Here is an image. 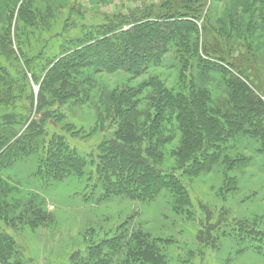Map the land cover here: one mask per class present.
Segmentation results:
<instances>
[{
    "label": "rangeland",
    "instance_id": "1",
    "mask_svg": "<svg viewBox=\"0 0 264 264\" xmlns=\"http://www.w3.org/2000/svg\"><path fill=\"white\" fill-rule=\"evenodd\" d=\"M144 12L198 31L171 36L137 76L64 64L87 39L83 31L140 21ZM253 25L264 28V0H0V129H43L23 153L0 150V264H121L103 243L120 237L144 240L156 264H264V141L255 130L227 134L233 106L264 112V32ZM67 40L75 41L65 48ZM58 59L64 73L49 87L58 75L44 76ZM125 93L137 115L122 137ZM164 96L176 106L152 129L146 121L133 130ZM181 102L194 111L185 119ZM250 115L264 126V113ZM189 125L199 150L219 153L214 163L197 159L190 177L180 171L189 163L181 155ZM217 133L227 136L211 141ZM60 137L82 159L78 171L56 155ZM110 152L115 160L146 157L162 177L179 174L183 191L160 186L148 197L136 184L120 192L119 176L107 180L101 169H110ZM139 262L147 258L129 264Z\"/></svg>",
    "mask_w": 264,
    "mask_h": 264
},
{
    "label": "trees",
    "instance_id": "2",
    "mask_svg": "<svg viewBox=\"0 0 264 264\" xmlns=\"http://www.w3.org/2000/svg\"><path fill=\"white\" fill-rule=\"evenodd\" d=\"M144 16L145 17L140 19V21L134 20L132 23L124 21L118 26L117 23L110 22L109 24L83 31L80 36L84 35L87 39L81 43L80 49L74 51L71 56L66 55L61 57L64 64L69 65L72 68H94L99 71L107 70L109 72L123 69L129 74L137 76L140 73H144L150 65H155L157 61H159L161 56L165 53V46L169 42V38H171V36H177L187 31H191L193 33L198 31L193 24L188 22L182 23L183 21H178L171 23V21L167 22L166 19H159V17L155 19L149 18L150 13L146 12H144ZM124 26L127 28L123 29ZM250 30L251 32L257 30H261L262 33L264 32V28L262 29V27H258L256 25H253ZM243 39L246 40V37ZM74 41L75 40H67L65 48L71 46ZM76 42H79V40ZM199 61L203 64L207 63L211 67H216L215 65H220L223 62L222 60H218L219 63H217V61L211 62L206 58H201ZM63 73V63L58 59L54 66L50 68L44 76L45 78H51L58 75L48 81V86L51 87L54 82H58ZM237 76H239V74H237ZM44 83L45 81L42 82L41 88ZM125 95L128 97L124 106L125 110L121 121V128L118 131V134L122 137H127V131H129V128L132 127L129 117L131 115H137V111L134 109V104L136 102L130 101L128 93H125ZM37 102L39 103V107H42L45 104V100L42 98V95L38 96ZM120 102L121 100L116 103ZM160 102L164 103V105L159 107L153 118L150 120L148 114H144L143 116L141 115L144 118L143 124L134 127L133 130L137 131L142 129L143 126H145L146 121L149 122L150 129H152L157 126L160 121H162V113L167 112V108L172 110L173 107L176 106L172 101H168L165 96L160 97ZM251 106H233L231 108L230 112H232L233 115L230 116L227 134L233 131L236 132L235 134H251L253 133V130H255L260 133L261 139L264 141V126L260 125V122L258 121L255 122L253 117L250 115L253 112L254 114L255 112H264L261 110L255 111V109ZM179 110L181 112V118L183 119L194 113V111L189 110V114L187 110H185V103L183 102H181ZM183 111L186 113L182 114ZM4 117L12 118L13 116L5 115ZM38 125L40 127L39 130L34 129L33 126L32 132L26 131L24 135L20 134L19 136H17V133L15 135V132L11 129H0V132L6 133V135H3V139H0V144H3V146H0V150L5 148L3 154L23 153L26 149L29 150L35 143L33 136L35 134H41V130H43L41 122H38ZM140 126H142V128ZM197 131L198 130L193 128L192 125H189L187 129H185V135L183 138H186L183 141L181 155L185 157L189 163L193 161L194 166L188 163L187 168L181 167L180 171H184L181 176H192V172L196 171L194 170V167L198 161L197 159H199L202 155L207 157L211 163H214L218 158L219 153H207L206 149L199 150L200 146L197 145V143L200 142V139L189 136L192 133L195 135ZM205 131L209 134L211 133V128L205 129ZM200 133L205 135L203 131ZM227 134H224L223 136V134L217 133L216 135L211 136L210 140H224ZM205 136L207 137V135ZM110 146V151H119V146L115 143H110ZM57 147L61 150V152L56 155L63 159H69L72 168H74L75 171H78L81 167L80 164L82 159L78 157L65 144V142H63L62 137L57 139ZM148 150L154 151L151 147ZM109 155L111 165L110 169L105 167L103 164H101V169L104 174H106L107 180L109 177L115 175L119 176L116 182L120 192L131 191V188L136 184H138L144 192H148V197L155 196V194L158 193L160 186L173 187L174 189L183 191L181 186L184 185L180 181L179 174H174L172 172L171 175L162 177L159 170L150 166L151 162L146 157L132 159L126 156L124 159L119 158L115 160L114 156H117L118 154L110 152ZM123 166H126L129 169L125 171L123 170ZM205 169H210V165L204 166L198 171H205ZM103 243L110 244L111 251L109 256L113 259L115 258L118 260L119 257L123 256V259L120 261L121 264H129L134 257H137L139 260L140 255L147 258L146 264L157 263V258L151 256L148 257V251H144L147 250V247L144 240L142 241L140 238L137 240L130 239L128 242V238L123 239L120 237L112 240H104ZM91 250L87 251L86 256L92 254ZM134 253L137 254L133 255ZM104 261L109 262L107 259ZM115 264H118V262ZM139 264L141 263L139 262Z\"/></svg>",
    "mask_w": 264,
    "mask_h": 264
}]
</instances>
